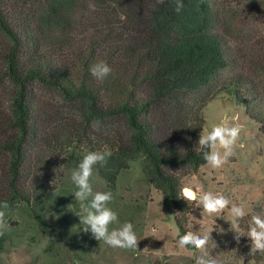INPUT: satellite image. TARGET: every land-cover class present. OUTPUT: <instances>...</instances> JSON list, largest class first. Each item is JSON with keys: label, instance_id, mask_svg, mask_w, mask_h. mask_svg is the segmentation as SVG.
Returning <instances> with one entry per match:
<instances>
[{"label": "trees", "instance_id": "trees-1", "mask_svg": "<svg viewBox=\"0 0 264 264\" xmlns=\"http://www.w3.org/2000/svg\"><path fill=\"white\" fill-rule=\"evenodd\" d=\"M99 1L101 8L93 10L80 7V0H0V202L24 209L47 235L60 236L45 211L72 219L70 198L78 189L49 179L38 166L42 161L32 157L40 140H47V120L62 109L65 127L58 132L70 140L100 125L103 151L111 156L96 170L108 184L115 186L132 161L141 162L148 182L178 211L182 236L194 204L180 198V190L187 176L206 165L204 150L195 148L206 107L230 94L264 133V93L246 72L220 80L236 56L215 29L213 0H183L179 13L175 0ZM74 6L90 35L74 48L73 62L59 66L44 45L75 43L68 32ZM101 61L112 69L103 81L90 73ZM38 90L54 93L59 104ZM72 228L69 239L80 240ZM218 242L236 245L230 238Z\"/></svg>", "mask_w": 264, "mask_h": 264}, {"label": "rangeland", "instance_id": "rangeland-1", "mask_svg": "<svg viewBox=\"0 0 264 264\" xmlns=\"http://www.w3.org/2000/svg\"><path fill=\"white\" fill-rule=\"evenodd\" d=\"M80 2V7L84 4L90 8L91 4L101 8L99 0ZM213 3L216 13L215 29L222 34L227 47L236 56L235 63L222 72L220 80L226 81L239 72H246L259 81L264 93V0H213ZM71 14L73 30L68 32L75 43L65 47H53L46 42L44 45L46 48L50 46L52 59L59 66L70 65L73 62L71 56L74 48L90 35L89 27L84 28L79 24L82 19L78 7L74 6ZM97 23L102 24L103 20L98 19ZM3 45L4 40L0 34V48ZM78 47L79 45L77 49ZM38 92L46 101L51 98L50 102L59 104L60 99L54 98V93L47 90ZM0 95L4 96L2 87ZM65 115L61 109L47 120V140H40L39 146L35 148L37 154L32 155L42 161L38 166L57 184L72 183L71 170L83 156L89 151L104 149L101 145L100 125L94 126L78 141L70 140L72 137L68 139L62 132H58L65 127ZM204 117V131L210 130L214 124L241 125L240 140L234 149V155L222 168L212 169L206 164L198 172L187 176L184 186L192 187L198 194L212 191L224 194L233 203H244L251 210L241 221L246 230L252 213L264 214V133L260 130V124L250 119L246 107L230 94L223 93L210 102L204 111ZM62 165L64 166L60 168ZM109 189L115 197L109 207L118 213L121 223H133L139 239L138 250L112 248L104 241L96 240L90 231L83 232V225H80V218L76 215L82 212V204L73 195L70 198V221L60 220L56 211L44 212L52 227L51 231H57L60 236L40 232L24 209L16 206L10 208L6 216L9 228L0 237V264H12L13 258L18 264H195V256L198 254L196 250L181 249L177 244L181 234L178 211L167 205L162 193L148 182L140 161H132L120 173L115 186L108 184L97 172L94 191ZM72 193L75 191L72 190ZM192 203L194 209L187 215L186 229L200 232L213 229L211 235L216 237L218 245L213 249V255L226 264H241L242 260L252 259H255L254 264H264V257L259 254L254 258L248 255L251 241L247 236L241 237L237 244L233 239L234 233L228 231L230 225L225 219L202 217L197 203ZM84 205H87L86 202ZM224 214L227 215V212ZM193 217L201 220V223H194ZM70 226L77 235L79 233L84 238L69 239L67 231H70ZM218 226L224 229L223 233L216 228ZM227 238L234 240L236 245L218 242L219 239Z\"/></svg>", "mask_w": 264, "mask_h": 264}, {"label": "clouds", "instance_id": "clouds-1", "mask_svg": "<svg viewBox=\"0 0 264 264\" xmlns=\"http://www.w3.org/2000/svg\"><path fill=\"white\" fill-rule=\"evenodd\" d=\"M164 3V0H157ZM177 13L183 10V0H175ZM233 7L235 5L233 4ZM90 8L95 10V5L90 4ZM112 72L111 67L101 61L91 66L90 73L97 80L103 81ZM242 132L241 125L229 126L227 123L214 124L210 130L201 132L195 148L203 151V159L212 169L222 168L234 155V149L240 140ZM111 152L104 151L87 152L78 165L71 170V182L78 189L73 194L75 200L81 202L82 212L76 215L80 218V225H83V232H91L92 236L98 241H104L112 248L123 250H138V237L131 222H120L118 213L109 204L114 200L112 190L94 191V183L97 179V166L103 167L107 164ZM62 165L60 168H62ZM180 198L187 202H196L201 209L202 217H222L230 227L228 231L234 233L233 239L239 244L241 237L247 236L251 241L248 255L255 257L259 254L264 257V214L252 213L248 221L247 229L241 227V221L251 212L244 203H233L222 193L212 191L198 194L192 187L183 186L180 190ZM86 206L84 202L89 201ZM70 206V205H69ZM10 210L7 201L0 202V237L4 236L9 228L6 219ZM227 212V215L224 213ZM194 223L200 224L201 220L193 217ZM218 228L223 233L224 229ZM211 231H187L179 237L177 244L181 249H195V264H222V261L212 254L213 249L217 248V243L212 238ZM147 249V248H145ZM255 259L249 261L254 264ZM12 264H18L13 258ZM243 264V260L241 262Z\"/></svg>", "mask_w": 264, "mask_h": 264}]
</instances>
